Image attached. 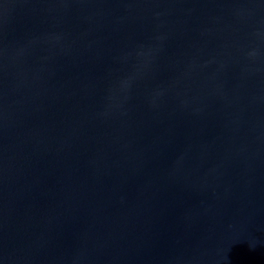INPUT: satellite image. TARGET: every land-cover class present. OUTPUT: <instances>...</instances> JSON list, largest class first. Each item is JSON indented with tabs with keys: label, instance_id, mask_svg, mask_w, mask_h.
<instances>
[{
	"label": "water",
	"instance_id": "1",
	"mask_svg": "<svg viewBox=\"0 0 264 264\" xmlns=\"http://www.w3.org/2000/svg\"><path fill=\"white\" fill-rule=\"evenodd\" d=\"M0 264H264V0H0Z\"/></svg>",
	"mask_w": 264,
	"mask_h": 264
}]
</instances>
